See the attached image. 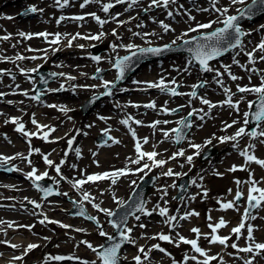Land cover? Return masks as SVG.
Returning <instances> with one entry per match:
<instances>
[{
  "label": "rangeland",
  "instance_id": "1",
  "mask_svg": "<svg viewBox=\"0 0 264 264\" xmlns=\"http://www.w3.org/2000/svg\"><path fill=\"white\" fill-rule=\"evenodd\" d=\"M16 1L18 2L16 3ZM23 2L24 3H22V0H4L0 2V15L3 14V11H7L8 13L6 16L12 17L11 19L8 18L10 21L0 20L1 36L9 35L10 31L14 35L15 31L16 33L24 32L25 34L37 33V28L28 27L26 22V20L33 18L36 20H41L42 18L46 19V22L42 23L41 29L45 28L48 33L55 34L56 27L54 26V20H58L61 16L70 20L69 18L80 15L81 11L83 10H88V12L92 13L95 12L96 15L101 17V19L108 20L109 22L105 24L104 28H101V26L90 16L91 29L84 33H79L80 36L78 38L81 40V45L85 46L84 54H86L87 57L75 59V61L70 60L66 64L67 67L65 66V68L61 70L55 65V63L65 55L62 50L58 51L52 57L54 64H46V66L51 71L65 73L66 76H72L75 78L85 74L87 75V79L78 78L76 80V84L67 85L64 83V79L66 77L60 76L57 78L56 82L52 84L54 89H59L60 85L63 84L64 89L62 91V98L55 99V101L53 100L51 103H55L57 106L60 104V106L68 108L69 111L65 113L60 111L59 107H56L46 110L42 117L46 119L60 120L57 124L58 133L52 135V137H58L62 135L60 138L64 139L54 144L44 145L46 140L40 138L42 136L41 135L32 142L34 143L33 149H39L40 152L32 153V158H30L32 162L31 165L26 160L17 158L10 161L9 165H15L20 169V171H12L11 173L0 171V221L3 222L0 223V232H8V235L10 236L6 237L4 234L0 235V241L6 242L0 243V259L2 260V264H7L8 260H6V257H10L12 255L16 257V255L24 254L30 242L39 240L42 241L41 245L39 248L31 250L27 253V255H25V261L23 264H35V259H37L40 255H44V262L46 259H49V257L57 255H67L68 257L80 258L79 260L70 259L65 262V264H81V261L83 260H96L95 254L90 249H88L86 245L80 244V241H88L95 247L102 244L106 237H101L99 235V231L94 222L85 218L72 217L69 214L72 204L69 202L68 198L71 197L80 202L83 201V193L88 192L90 194V198L94 197L92 203H99L102 208L115 209L118 205L113 199V194H115L117 200L122 199L126 201L142 177L146 175L159 176V180L157 182L158 189L162 191L166 188L169 192L165 196L163 191L160 192L161 194H158L157 191L155 193L151 191V194L148 197L149 205L147 206V210H152L157 204H159L161 207H167L169 209L170 216H177L179 226L177 225L174 230L168 231V225L164 223V218L159 216L158 212H153L150 216L138 213L137 215L141 216L140 221H136L133 217L130 221V224L128 225L129 227L137 225L133 228V232L131 234L132 238L136 241V246H128L125 250L128 252L130 251V253H135L136 255L139 254L142 256L143 254L138 252L139 245H144L143 241H151L152 244H156V241H161L159 239H151V237L158 233L169 234L174 238V241H176V233H179L186 238L195 239L196 235L191 232L192 228L200 229L201 237L203 239L202 241H204V244L207 245L208 241L204 238V234L211 233V229H209L208 224H215L220 218H223L227 222V225L218 229L215 235H219L221 237L231 236V238L237 239V237L232 234L231 230L241 223L244 207L243 205H236L235 208L224 210L221 208V204L232 201L234 194L238 190L244 193L245 196L248 195L250 187L248 183L250 172L252 173V178L259 182L256 186L264 188V167H261L255 162H248L246 164L245 158L239 154L240 150L247 148L250 144H254L256 147L249 149L250 154H254L258 159H264V143L260 142L261 140H264V137L253 139L244 136L238 138V148L233 147V144L237 142H233V144L230 141L227 143H221L219 150L221 151L222 149H225V151L218 155L216 159H212V161L210 160L206 163L201 162L200 157L203 151L215 147V145L219 142L218 139L213 137H223L225 135L231 136L239 127L244 126L247 128V126L243 124V114L248 110L247 101H253L256 98V95L251 93H238L237 85L258 86L261 83V76H264V60L259 59V57L264 55V53L257 52L255 54V63L251 64L248 62V57L244 54L246 51H251L257 44H259L261 40H264V29L260 28L261 25H264V12H262L263 15L257 21L250 24L246 22L241 26L245 32L251 33L250 35H246L242 42L244 51H241L239 48L234 49L225 58L210 64V66L219 69L223 73L221 79H223L224 85L230 88L232 93H235V95L238 94L237 96L234 95L235 98L233 101L240 100L242 97L244 98L243 102L239 105V112L230 108L227 104L218 106V104H221V102L226 100V95L224 94L222 88L213 82V77L215 75L214 72L201 73L199 71V67L195 64L191 66V75L183 72L178 73L175 71V68L182 69L185 66L187 60L190 58L189 54L177 53L168 56L166 59L155 61L159 66L163 65L160 68L162 71L159 76L154 75L147 82H150V80L158 82L161 77H163L165 81L168 82L175 78L178 81V84L181 85V93L185 96L186 100L176 98L174 99L162 92L159 88L148 87L147 84L144 83L138 84L139 88L141 86L146 88L144 92L140 91L135 94L133 93L130 95L131 98H127L124 101L121 99L124 95H119L118 93L114 92L111 99H106L103 104H100L96 109L94 108L95 110L91 113L89 119L85 118V124L83 126L80 108L81 104L86 97L94 94L95 92L101 91L103 88H83L78 86L93 85L94 83L100 84L101 81L99 79L92 78L94 75H96L97 68L102 70L105 69V72L101 76L104 80L114 81L117 76V70L113 68L112 63L115 62V57H119L120 55L128 53L127 50H122L121 48H117L115 51H113V49L108 47H102L99 48L101 52L98 56L101 58H106L108 63H104L101 60L97 62L92 59V57L95 56L93 54V47L100 46V41H102V38L111 40L116 38V36L112 35V31L115 27V30L118 28V35L124 36V44L134 43L142 47H147L149 45L146 43V41L150 40L151 46H162L164 44L171 43L172 40L176 39L177 36L186 31L189 23H191L193 26L195 25L194 21H187V15H176V10L179 5H183V9H180L182 13L185 9L190 10L191 15L195 16L196 21L199 22H208L209 19H215L217 14L213 12L198 11V9L201 7L210 8L209 0H200L198 2L177 0V3L170 4L168 9L156 7L158 9L154 10L155 7H153L148 12H144L143 9L148 7L151 0H140L138 5L134 6L128 11H125L127 4H116L109 10L108 13H104L101 10V4L96 3L95 0H93L94 3L86 5L84 9H81L80 7L81 3H83V0L69 1L68 5L64 6L63 8L57 5L55 0H32L30 2H28V0H24ZM102 2L114 3V0H102ZM250 2L251 0H246L244 5L238 4L231 6L229 14L233 15L237 13L236 9L243 8ZM228 4L229 0H220L219 6H228ZM30 6H35L37 9H43V11H37L35 17H28L24 20L18 18L19 14H21V12ZM168 11H173V17H168ZM117 14H120L118 16L120 21H127V23L118 25L115 21H113L111 18ZM133 17L135 19H132ZM153 19H155L157 22L163 21L164 23L169 24L171 28L174 29V31L165 33L160 24L153 22ZM141 23L144 25V27H137V25ZM110 24L113 25V27L111 30L108 29L106 31L105 29H107ZM67 25L62 26L71 29V24ZM221 25L222 24H214L213 29ZM62 29L64 28L62 27ZM129 29H131V31H129ZM211 30L212 29L204 31ZM100 32H103L104 34L107 33L109 35H104L99 40L82 38L89 35H96ZM133 32L157 33V35L144 37L142 39L140 36H133ZM190 35L194 36L196 33H190ZM24 38L26 41L27 38ZM53 38L54 36L50 35L47 40L39 36L30 39L31 41L29 42H32L35 49L37 50V56H35L37 59L33 60L28 58L16 60V68L6 67L5 61L1 64L5 71L3 74H0V92L4 93L3 90L13 92V89L7 88L2 90V87H6L8 85L11 87L19 83V81L24 80L22 83L24 86H22L20 89L28 91V96L35 94L34 87L37 83V78L33 76L34 72L28 71L27 74L19 75L16 71L20 70L21 68L30 70L43 66V64H38L43 60V54L52 49L53 45L49 44L48 40ZM185 39H187V37H185ZM6 41L7 43H4V45L13 47L16 55L23 53L21 44L24 42V40L20 35ZM178 43H180V41H178ZM237 53H239V55H237ZM233 57L240 61V65H244L245 68L248 69H255L256 71H247L240 65L234 64ZM110 58L112 59V63H109ZM9 62H12V60H9ZM157 64L155 66H158ZM221 65H231V73L237 77H240V79L235 81L231 80L228 74L224 72ZM17 66H19V68H17ZM145 67H148L146 68L147 70L140 73L143 69H145ZM145 67L135 72V74L131 76L130 79H128L127 85L124 87H129V82L136 78L135 75H138V73L143 74L151 69L150 65ZM11 76L13 78H11ZM29 77H31V80ZM249 77H251V80H249ZM202 80H207L208 84L202 89L198 97H191L189 94L192 92V85L198 84ZM168 86L175 87L176 85L169 84ZM65 88H69L70 91H65ZM72 90L76 92V95H71L73 94L71 92ZM46 91H49V89H46ZM55 92L57 93V91ZM14 96L16 97L17 95ZM14 96L10 94L0 97V111L3 112L2 115H0V124L9 120L11 116H20L23 114L21 109L16 108V105L18 104L12 105V103L16 101ZM23 96L24 95L22 94L17 97ZM148 96L153 98L151 102H155L156 108H139L136 110L137 105L141 104L142 100ZM200 98H206L217 106L209 111L208 106L200 102ZM9 101H11V103H9ZM30 102V100H25L19 104L23 106L25 104H29ZM147 103L148 101L146 104ZM185 103L187 106L183 108L181 112L176 114H167L161 111L162 107L174 109L179 105H184ZM117 105H120V107H117ZM193 108H204V112H208L209 114L205 116L204 120H200L197 115H193V127L189 136L183 145L177 146L174 141V133H171L170 130L177 128V121L184 117V114L188 113ZM38 112L39 109L31 108V111L25 116V118L22 119L25 127L27 126V131L31 132V129L33 128V124L31 122L33 114H37ZM138 112H141V115H137ZM201 114L204 115V113H199V115ZM99 117H105L106 119L102 120ZM129 117H131V119H129ZM124 119L131 121L139 120L145 124H150L158 120L161 122L169 121L167 124L160 123L155 128L148 126V130L142 129L139 134L143 137L148 136L147 133L149 132L151 137L160 135L163 138L165 147L163 150H161L162 154L159 156L160 159L167 160L168 156H171L178 150H184L185 156L177 157L172 169L174 172L188 173L190 176L192 175L189 195L187 197V200H191V197L195 196L194 201L193 199L191 200V207L187 209H179L178 201L173 199V197H175L176 187L173 188L171 185L174 182L177 185V182L181 176H173L169 178L164 176V180H162V172L158 170V167L153 166L150 169H145L143 172H136L135 169L139 166L128 162L129 157L133 159L136 157V152H133L127 143H125V146H123L120 144V142H114L118 141L120 136H123L120 134V131L126 133L129 138H131L127 127L121 123V120ZM234 120L239 121V123L234 124L227 130H224L225 123L231 124ZM87 125H92V127H87ZM72 126L74 127V132L77 130H83L79 144L75 147L80 149V153H84V157L82 158H78L74 150L72 151V156H70V152H68L67 141L68 139L74 137L75 133L72 131V134L68 136L69 138L65 139V137H63V135L69 132ZM15 128L16 125L0 129V138L2 134L8 137L9 135L7 133L11 134L12 132L16 135V139H11V141H13L12 143L6 141L5 143L0 144V154L4 156H13L19 152L25 153L27 150H29L28 148L30 145L28 148L26 147L27 143L29 144V139L27 142L24 141L16 133ZM260 128H264V121L260 123ZM105 130L110 131L113 135V138L108 145L100 147L95 142V138L99 133ZM259 130L260 129L258 128V131ZM163 131H169L170 138H165ZM85 133L87 134L85 135ZM208 139H212V143L206 147H202L200 149L199 155H194L197 150L190 147L189 142L204 146L205 141ZM15 141L16 144L21 143L22 146H16V148H14L13 143ZM31 141L32 140L30 139V142ZM126 145L128 146V149L126 148ZM59 149H62V152L60 155L55 156L56 160L54 164H60L61 160L64 161V163L61 165V174L66 179H60L57 176L55 167L46 165L43 160V155H51L53 151H59ZM104 150H106V152L103 156L102 152ZM15 151L16 153L14 154L13 152ZM190 155L194 156L191 165L186 162V157ZM146 161L147 158H145L141 163H146ZM73 165H75V167H73ZM126 165L133 171L129 172L125 176L119 177L115 184H112L111 178H108L98 180L96 182L85 183L79 190L72 186L75 180L86 179V175L102 174L105 172L110 173L116 169H124ZM181 165L184 166L181 167ZM233 166H237V170L229 171V169H231ZM240 166H244L246 170H240ZM33 167L37 169V174H42L45 171L48 172L49 176L46 178L53 179L57 183L61 191L60 196L48 199L46 203L42 204L44 199H42L39 191L33 186V182L31 180L28 181L27 179L21 178L23 175H25V173L31 171ZM254 170H257L255 174H253ZM216 173H219L220 175H217ZM225 174L226 176H224ZM200 177H204L205 179L201 181ZM61 180L63 181L61 182ZM193 180L196 181V184L192 183ZM237 180L241 181L239 185H237L235 182ZM132 181H135L136 183L133 185ZM197 185L201 187H197ZM230 189L231 192H229ZM204 190H207V196L204 195ZM65 192L68 193L67 196L63 195ZM28 200H33L37 203H40L41 208L36 209L34 206L29 207ZM187 200H185V202ZM165 201H167V203H165ZM92 203L83 201V205L86 206L90 214L96 216L101 224H103L104 230L113 235V228L107 223L108 217H106L104 213H101L93 208ZM185 205L186 204L183 203V206ZM192 211L199 213V215L190 216L191 220L187 222L179 220L181 213ZM57 212H61L62 215H65L64 221L66 225L71 226L70 228L61 227L57 223H39V221L43 219L44 216H47L49 220L56 221ZM252 215L256 216L257 218L255 220H248L246 222V228L247 224L253 225V237L255 241L264 242V203H262V205L255 212H253ZM209 216H211V220L208 219ZM141 223L147 225V227L140 228L138 225ZM9 224H11V227H9ZM20 225H34V227H32V229L29 231L25 227H20ZM246 228L242 230L239 236V239L243 241L240 247L243 245L247 246L250 243L246 239ZM75 229H84V231L78 232L75 231ZM17 237H21V240H19ZM45 237L49 239H44ZM15 239L16 241H20V244L17 245V248L11 247V245H16ZM51 240L58 242H50ZM7 243H9V246ZM77 245H79V247H77ZM166 246H168V249L173 252L174 258L167 259L160 253L159 255L167 259L171 264H173L174 260L182 264V253H179V251L171 244H167ZM124 251L121 255L123 264H135L134 259H127L126 253H124ZM214 251H218V249H214L213 252ZM229 253L237 252H235L233 249H230ZM241 253L242 255L239 258L228 255V258H226V262L224 263L244 264V260L252 258L253 255L251 253ZM262 256H264V254L256 256L254 259V264H264V258H262ZM224 263H221L220 259H218V262H214L213 264ZM51 264H58V261L51 260ZM189 264L197 263L190 262Z\"/></svg>",
  "mask_w": 264,
  "mask_h": 264
},
{
  "label": "snow or ice",
  "instance_id": "2",
  "mask_svg": "<svg viewBox=\"0 0 264 264\" xmlns=\"http://www.w3.org/2000/svg\"><path fill=\"white\" fill-rule=\"evenodd\" d=\"M56 4L59 5L61 8L64 6L68 5L69 0H55ZM93 2V0H83V3H81L80 7L84 8L87 4ZM96 3L101 4V10L104 13H108L111 8H113L116 4H127V8L125 11H128L132 9L134 6L138 5L140 0H114L113 2H107L103 3L102 0H95ZM246 0H229L228 6H219L220 0H209L210 8L209 7H201L198 9V11L202 12H213L216 15L215 19H209L208 22H199L196 21V17L191 15L190 10L185 9L183 13L180 11V9H183V5H179L177 10H176V15H187V21L188 22H195V25L193 26L191 23H189V26L186 31L182 32L179 36L176 37V39L172 40L171 43L169 44H164L162 46H151V41L148 40L146 43L149 45L147 47H142L140 45H136L134 43H128V44H113L112 49L115 51L117 48H124L128 52H130V55H126L123 57H117L115 59V62L113 64V67L117 69V76L115 78V81H108L104 80L102 77L98 75H94L92 78L93 79H99L101 82L98 85H81L78 87H83V88H103L105 91L101 93L100 95H107V96H112L113 95V89L116 87V83L124 78L125 71L130 67V63L132 60L133 56H136L137 54L140 55H162L166 51H172V50H184L189 53L190 58L187 60L185 66L181 68H175L174 70L183 73H187L191 75V66L196 64L199 65V71L201 73H209V72H214L215 75L213 77V82L218 84L224 94L226 95V100L221 102L220 106H223L224 104H227L230 108L234 109L235 111L239 112V105L240 103L243 102V97L240 100L233 101V96L235 93L231 92V89L226 87L224 85L223 79H221L223 73L216 68H213L210 66V61L216 59L217 57L223 55L225 52H228L233 49L239 48L241 51H244L243 49V44H242V37L246 35H250V32H245L241 25H240V20L247 17L248 19H251L252 16L256 12H264V0H251V4L247 5L244 8H238L236 9L237 14L231 15L229 14V10L231 6L235 5H244ZM177 0H151L150 4L148 5L147 8L143 9L144 12H148L150 9L153 7H162L165 9H168L170 4H176ZM37 11H43V9H37L35 6H30L25 9L21 15H28L31 13H36ZM89 16H91L100 26L101 28L103 27L104 24L108 23V20L101 19L100 16L96 15V13H88ZM120 14H117L116 16H113L111 19L115 21L118 25H122L124 23H127V21H120L118 19V16ZM168 17H173V11H168L167 12ZM11 19L12 17H8ZM66 19V17L61 16L58 20L57 23L59 24L61 21ZM70 19L77 20V21H82L85 19L84 16H74L71 17ZM132 19H135L134 17ZM153 22L159 23L160 26L162 27L163 31L165 33L169 31H174V29L171 28V26L167 23H164L163 21H155L153 19ZM214 24H222V27H216L213 29ZM137 27H144V25L138 24ZM261 29H264V25L260 26ZM212 29L211 31H204ZM131 31V29H129ZM190 33H196L195 36L190 35ZM20 36L26 37V38H31L33 35L43 37L45 40L48 39V37L54 36L53 39L48 40V43L51 45H59L61 42V34L55 33L51 34L48 32H40V33H34V34H25L24 32L19 33ZM105 34L103 32H100L99 34L96 35H89L82 37L84 39H92V40H99L101 39ZM112 35L117 36L119 39V36L116 32L115 29H113ZM133 36H140L142 39L144 37L148 36H155L157 33H138V32H133ZM80 34L77 33L75 36H72V39L68 41L67 46L71 47L72 46V40H75L77 37H79ZM187 37V39H185ZM10 37L8 35H5L3 37H0V39L3 40H8ZM180 41V43H178ZM80 47H83V45H80ZM31 50V49H30ZM59 48H54L52 49L53 52L58 51ZM257 52L264 53V40H261L259 44H257L251 51H246L244 54L248 57V62L255 63V54ZM239 55V53H237ZM46 56V53H45ZM23 59H28L26 57L17 55L16 60H23ZM30 59H37V57H31ZM93 60L99 62L102 58L99 56H94L92 57ZM260 60H264V55H261L259 57ZM109 63H112V59H109ZM233 63L240 65V61L237 60L235 57H233ZM242 68H245L244 65H240ZM223 68L224 72L228 74L231 80L235 81L237 79H240V77H237L236 75H233L230 71L231 65H221ZM39 68H33L30 70H25L23 68L20 69V72L22 74H27L28 71L31 72H38ZM247 71H256L255 69H248L245 68ZM102 69L97 68L96 72L100 73ZM52 77H57V76H64L68 80H75V77L72 76H66L65 73H51ZM31 80V77H29ZM42 83L47 84L48 81L44 79L43 77L41 78ZM249 80H251V77H249ZM136 84L144 83L147 84L148 87H153V88H159L162 92H167L172 96H177V95H183L182 93H179L175 87L169 88V84L172 85H178V81L173 78L170 81L166 82L163 77L158 82H141V81H134ZM208 84L207 80H202L198 84L192 85L193 91L189 94L191 97L195 98L197 96V92L195 91L197 88H204ZM17 87H19L17 85ZM77 87V86H74ZM64 89V85L61 84L59 89H49V91H60ZM121 91H124V89H121ZM237 92L238 93H251L255 94L257 97L256 101H247V106L248 109H252L253 106L255 105L256 110L255 112L250 113L249 111H245L243 116V124L245 126L249 125L250 120L249 116L251 114L252 119L257 123V127L260 129L259 131L253 130V131H246V127L242 126L239 127L236 132L231 135H225L223 137H213L215 139H218L220 143H226L229 141L237 142L238 138L248 136L253 139H257L259 137H264V128H260V122L264 121V76H261V83L258 86H240L237 85ZM24 96H28L29 93L28 91H24L22 93ZM5 95V93L0 92V97ZM33 100L39 101L40 99V93H37L36 95H33L30 97ZM99 99V95H95L90 99V103L95 102V100ZM200 102L204 105H207L209 108V111L216 107L217 105H214L211 101H209L206 98H200ZM11 103V101H9ZM22 103V102H21ZM167 103V102H165ZM48 107H59V110L62 112L67 113L69 111L68 108L63 107V106H57V105H47ZM117 107H120V105H117ZM137 107H139L137 105ZM146 108H151L155 109L156 104L155 102H149L148 104L144 105ZM180 107H184L183 105ZM161 111L167 114H175L176 112L179 111V108L177 109H168L167 107H162ZM199 113H204V115H199ZM209 113L204 112V109H195L193 108L191 111L188 112L187 117H182L179 121H177V124L180 127L173 128L170 130L171 133L175 134V142L180 143L182 139L185 138V129H191L193 127V123L190 119L193 115H197L200 120H204L205 116H207ZM100 119L104 120L106 119L105 117H99ZM131 119V117H129ZM6 122H11L12 124L16 125L15 131L18 133H21L24 137L29 138V145H30V138L32 136H39L40 133H43L40 138L47 140L49 133L52 131H55L54 128L49 127L48 125H41L37 122L35 119V114H33L32 117V124L36 126V132H29L25 128V124L20 121L19 118L12 117L10 118V121ZM122 124L127 125L128 124V119L121 120ZM135 124L139 125L142 122L139 120L134 121ZM160 123L167 124L169 121H154L150 127L155 128L157 125ZM239 123V121H232L231 124L225 123L224 130H227L228 128H231L234 124ZM202 126V125H201ZM87 127H92V125H87ZM44 129H48V131H44ZM80 130H77V133H79ZM107 130H105L106 132ZM129 131L131 132L133 138H136V133L135 131L129 127ZM170 132L169 131H163V135L165 138H170ZM87 133H85L86 135ZM111 139V138H110ZM75 137H72L68 139V148L71 150L75 151L76 156L79 158L80 157V149L75 148L72 149L73 143H74ZM115 143H119V141H114ZM148 139L147 137L143 138V143H147ZM261 143H264V140L260 141ZM212 143V139H208L205 141V145H199V144H193L189 142V146L196 149L197 151L194 153V155H199L200 154V149L202 147H206L207 145ZM234 148H238V142L233 144ZM254 144L248 145L247 148L240 150L239 154L245 158L246 164L248 162H255L256 164L260 165L261 167H264V159H258L255 155L250 154L249 149L254 148ZM39 153V149H33L31 145L29 146V156L33 153ZM135 152H136V157L133 159L131 157L128 158V162L137 165L135 169L136 172H143L145 169H150L151 167H163L168 161L164 159L157 160L156 157L159 155L156 151H143L142 150V144L139 139H136L135 143ZM67 154V153H66ZM49 155H43V160L46 165L52 167H55V171L57 173V176L60 179H66L63 177L61 174V165L64 163L63 160H61L60 164H54V162L49 159ZM29 156H24L21 153H17L13 156H4L0 154V169H3L5 171H20L18 167L15 165L9 166L10 161L15 160L17 158H21L23 160H26L30 165H31V160L29 159ZM185 152L184 150H178L177 152L173 153L169 159H176L177 157H184ZM145 158H147L148 161H151L152 164L149 163H141ZM193 155L187 156L186 157V162L191 165L193 162ZM95 162V161H94ZM184 165H181L183 167ZM75 167V165H73ZM237 170V166H233L229 171H235ZM240 170H246L244 166H240ZM133 171L132 169H129L126 165L124 169H116L112 172H105L102 174H93V175H88L86 179H80V180H75V182L72 184L74 188L79 190L85 183L88 182H96L98 180L102 179H108L111 178V183L115 184L117 182V179L121 176L127 175L129 172ZM217 175H220L219 173H216ZM163 176L166 177H180L182 175H187V173H178L174 172L173 169L168 168L167 171H164L162 173ZM49 174L47 171L43 172L42 174H37V169L35 167L32 168L31 171L25 173V178L31 180L36 188L44 193L45 196H48L52 193L51 188H43L40 186V184L36 183L39 181L44 180L46 177H48ZM249 191L247 195V206L244 209L243 217L241 220V223L232 228L231 232L234 234L237 238H239L241 232L243 229L246 228V222L248 220H255L257 217L252 215V210L260 207L262 203H264V188L257 187L256 185L259 183L258 181L254 180L252 178V173H249ZM201 179L203 177H200ZM58 182V181H57ZM237 185L241 183V181L237 180L235 181ZM136 182L132 181V184L134 185ZM193 184H196V181H192ZM177 185L175 182L171 185V187L175 188ZM199 187V185H197ZM163 194L166 196L167 195V189H163ZM231 192V189L229 190ZM64 196H67L68 193H63ZM204 195L207 196V190H204ZM242 197V192L237 191L234 200L228 201L225 203L221 204V208L224 210L227 209H232L236 207V202L239 201ZM27 199V198H25ZM113 199L116 201L118 207L121 209V212H118L113 209L109 208H102L99 203H92L93 198H90V194L88 192L83 193V201H88L89 203H92V207L95 208L97 211L104 213L106 217H108L107 223L114 229L118 231L120 242H115L116 237L109 234L104 230L103 224L98 220V218L94 215H86V211L83 207H80L79 212L77 213L80 216L85 217L87 220L92 221L95 223L99 235L101 237H106L108 241H113L111 245L106 246L105 244H100L99 246H93L90 242L88 241H80V244L86 245L88 249H90L96 256V260L93 261H87L83 260L81 261V264H97V261L99 264H120L121 260V254L120 250L122 247V243H131L133 245L136 244V241L132 238V232L133 228L136 227L137 225H133L132 227L128 226V218L129 216H133L136 221H140L141 216L137 215L136 213H142L146 216L152 215L153 212H158V215L164 218V223L167 224L171 230H174L177 227L178 224V218L175 215H169V209L167 207H161L159 204L156 205L155 208L152 210H147L145 208V202L143 200L133 203L131 206L126 208L127 202L125 200L119 199L117 200L115 197V194H113ZM130 200L134 199L133 196L129 197ZM173 199H176V197H173ZM191 199H195V196H192ZM83 201H80L79 203L82 205ZM29 204H32L34 208L39 209L41 208V204L37 203L36 201L33 200H28ZM73 203H76L75 201ZM102 203V202H101ZM167 203V201H165ZM193 215H199V213L192 211V212H185L183 215L179 216V220H186L189 216ZM113 217H116L117 219H112ZM209 220H211V216L208 217ZM45 222L48 223H57L60 224L61 227L64 228H70V225H65L61 224L58 221L54 220H49L47 216H44L43 219L39 221V223L44 224ZM0 223H3L0 221ZM227 225V222L223 219L220 218L219 221L215 224L209 223L208 227L211 229V233L209 234H204V238L208 241L209 244L212 243H219L220 245H223L225 247L229 246L228 241L231 240V236H224L221 237L219 235H215L218 229L225 227ZM140 228H146L147 225L141 223L138 225ZM9 227H11V224H9ZM20 227H25L29 231L34 227V225H20ZM75 231H84V229H75ZM247 237L246 239L250 241V243L246 247H239L237 243L233 242L230 244V247L233 249H236L237 252H244V253H251L252 258L244 260V264H254V259L258 255L264 254V242H256L254 237H253V231H254V226L251 224H247ZM191 232L196 235L195 239H188L184 237L183 235H180L179 233H176V246L179 247L180 243L190 245L192 250L195 253H199L200 256L205 257L202 261H198L197 264H209L210 260H215L217 257L215 256H208L207 252L200 246H198V240L201 236V232L199 228H192ZM44 239H49L45 237ZM151 239H159L161 241H167L169 243L174 242V238L169 235V234H164V233H158L155 236L151 237ZM0 243H6L4 241H0ZM39 245L37 244H29L27 246V249L24 253V255H27L28 252L31 250L37 248ZM11 247L15 248L17 245H11ZM79 247V245H77ZM152 249L159 250L160 252H165V249L161 248L159 244L152 245L151 248L146 251L144 246H140L138 248V252L140 254H143L144 259H148L149 252ZM170 255V254H168ZM231 255V253H229ZM126 258V257H125ZM264 258V256H262ZM14 259L17 260H22V256L14 257ZM49 259L56 260V261H62L65 259H77L79 260V257H64V256H52L49 257ZM135 264H142V259L141 255H136L133 257ZM193 260L196 261L197 257L196 256H187L185 255L184 260L185 262L187 260ZM173 264H176L174 261Z\"/></svg>",
  "mask_w": 264,
  "mask_h": 264
},
{
  "label": "bare ground",
  "instance_id": "3",
  "mask_svg": "<svg viewBox=\"0 0 264 264\" xmlns=\"http://www.w3.org/2000/svg\"><path fill=\"white\" fill-rule=\"evenodd\" d=\"M1 1H4V0H0V2ZM23 1L24 0H22V3H24ZM30 1H32V0H28V2H30ZM69 1H78V0H69ZM91 3H94V2H91ZM89 4H87V5H89ZM119 5H121V4H119ZM81 9H84V8H81ZM6 13H8V12L6 11ZM88 13H92V12H88V10L81 11L80 15H78V16H84L85 17V19L82 20V21H77V20H73V19H70V18H69L70 20H68L66 18V19H64L63 21H61L58 24L57 23V20H54V26L56 27L55 33L61 34V42H60L59 45H53L52 49L59 48L58 51H62L63 50V52H65V55L59 61H57L55 63V65L57 67H59L61 70L63 68H65V66L67 67L66 64L70 60H74L75 61V59H80V58H83V57H87V55L84 54L85 46L80 47V45H81L80 41L81 40L78 37L75 40H72V46L71 47H68L67 44H68V41L72 39V36H75L77 33H84L87 30L91 29V26H90L91 17L88 15ZM5 14L2 16V18H7V16H5ZM26 22L28 24V27H35V28H37V31H38L37 33L47 32L45 28L44 29H41L42 23L43 22H46V19H44V18H42L41 20H36L35 18H33V19L26 20ZM67 24H71V29H68V27L66 28L65 26H62V25H67ZM104 26H105V24L103 25L102 28H104ZM62 27L64 29H62ZM112 27H113V25L110 24L109 27L107 29H105V30L106 31L108 29L111 30ZM117 29H116V32H117ZM117 34H118V32H117ZM105 35L108 36L109 34L106 33ZM34 37H38V36L33 35L30 39H33ZM30 39L27 38V40L21 44L22 45V52L23 53L20 56H23V57H26V58H31V57L37 56V54H36L37 50L35 49L33 43L32 42H29V41H31ZM123 39H124V36L123 35H120L119 36V39L117 38V36H116V38H113L112 40L111 39L102 38L101 45L103 47H105V48L108 47V48L112 49V45L113 44H115V43L121 44V43H123ZM52 49L50 51L46 52V56H45V53L43 54L44 60L41 61V64H43V65H46V64L48 65L49 63L54 64V62L52 61V58L51 57L54 56L58 51L53 52ZM121 49L123 50L124 48H121ZM8 54H11V57L13 59L16 58V56H17L16 55V52H11L10 51L8 53L7 50H4L2 48L0 49V65L4 62V60H2V59L8 60L7 59V55ZM102 61L106 62L107 59L106 58H102ZM6 65L7 66H12V67H15L16 68V62L15 63H11V64H8L7 63ZM155 65H156V62L151 63L150 64L151 69H149L148 72H145L143 74H140V73H142V72H144V71L147 70L146 68H148V67H145V69H143L140 73H138V75H135L136 78L133 81H130L129 82V87L128 88H122V89H124V91H121L120 90V94L121 95H124L121 98V99H123V101L125 99H127V98H131L130 95L133 94V93L135 94V93H138L140 91H142V92L145 91V89H146L145 87H140V88L137 87L138 84L134 83V81L145 82V81H148L154 75H158L159 76V74L162 71L160 68L163 65H161V66H159V65L158 66H155ZM0 73H1V71H0ZM78 78L87 79V75L83 74V75H81L79 77H76L75 80H68V79L65 78L64 79V83L67 84V85H69V84L72 85L74 83H77L76 80ZM84 82H86V81H84ZM150 82H154V81L153 80H150ZM140 84H142V83H140ZM93 85H98V84L94 83ZM7 92L8 91H6L5 93H7ZM72 92H74V91L72 90ZM231 92H232V90H231ZM16 93H19V92H16V87H15L14 88V94L16 95ZM59 97H61V96H57V97H55V99H58ZM234 98L235 97L233 96V100H234ZM51 99H53L52 96H47L44 100H40V102L43 103V105H45ZM152 99L153 98L151 96H148L147 98H144V100H142V103L138 105L139 107H137L136 110H138L139 108H146V107H144V105H146V102L147 101H148V103L151 102ZM34 101H37V100H34ZM29 105L32 106V104H29ZM220 105L221 104H218V106H220ZM224 105H226V104H224ZM147 109H151V108H147ZM202 109H204V108H202ZM27 113L28 112H24V114H21L19 117H16V115L13 116V117L19 118L20 121L22 122V119L27 115ZM42 115H43V112H38L37 114H35V119L41 125H48L50 127L51 125H53L56 122L60 121V120H54V121H52L51 119H46V118L42 117ZM137 115H141V112H138ZM7 121H10V119L7 120ZM134 121H136V120L128 121V124L125 125V126L127 127L128 131H129V127H131L135 131L136 138L135 139L133 138V136H132V134H131L130 131H129V135L131 136V138H129V136L126 133L120 131V134L123 135V136H120V138L118 139V141L120 142V144L123 145V146H125V143H127L128 146H130V148L133 150V152H135L136 139H139L140 142H141V144H142V150L143 151H147V152L156 151L159 154V151L164 149V144L162 142L163 141V138L160 135H155L154 137H151L149 132L147 133L148 136H143L142 137L139 134V132L142 131V129L148 130L149 128H147V127L150 126V125H152V123H150V124L141 123V124L137 125V124L134 123ZM13 125L14 124H12L11 122H5L3 124H0V126L3 127V128L9 127V126H13ZM34 131L36 132V129ZM20 134L21 133H19V135ZM40 135H41V133H40ZM67 135L68 134H65V136H67ZM11 137H16V135L13 132L8 137L2 134L1 135V138H0V144L3 143V139L2 138H5V141H9V139ZM74 137H75V140H74L72 149H73L74 145L76 143H78V141L81 138V137H79V134H75ZM145 137H147V139H148V142L147 143H143V138H145ZM131 139H132V141H131ZM54 143H55V139H48L44 143V145L54 144ZM218 144H220V142H218ZM13 146H14V148H16V146L14 145V143H13ZM128 146L126 145V148L127 149H128ZM217 146H219V145H217ZM68 151L70 152V156H72V150L71 149H68ZM105 152H106V150H104L102 152L103 156H104ZM59 153H60L59 151H53L51 153L49 159H51L54 162L55 161V156L58 155ZM128 153H129V151H128ZM21 154H23L24 156H29V150H27L25 153H21ZM30 158H32V155L29 156V159ZM156 159H158V155H157ZM147 163L152 164V162L151 161H148V160H147ZM167 169L168 168H165V166L163 168H161L162 172L167 171ZM256 171L257 170H254L253 171V174H255ZM76 175H78V174H76ZM224 176H226V174ZM21 178L23 179L25 177L22 176ZM157 190H158V188L155 187L153 189V192H155ZM64 217H65V215H62L61 212H57L56 213V221L60 222L61 224H65ZM17 238L19 240H21V237H17ZM15 241H16V239H15ZM41 242L42 241H40V240L39 241H32V242H30V244H37V245L40 246L41 245ZM50 242L56 243L58 241H52L51 240ZM19 244H20V241H16V245H19ZM39 246L37 248H39ZM18 256H22L23 257L24 254L16 255V257H18ZM43 256L40 255L37 259H35L34 263L35 264H42V260L44 258ZM0 257H1V255H0ZM14 257H15L14 255H12L10 257H6V260H8L7 261V264H23V259L22 260H17V259H14ZM126 257L128 259L133 260V257H135V255H133V254H131V253H129L127 251L126 252ZM0 264H2V260L1 259H0Z\"/></svg>",
  "mask_w": 264,
  "mask_h": 264
},
{
  "label": "water",
  "instance_id": "4",
  "mask_svg": "<svg viewBox=\"0 0 264 264\" xmlns=\"http://www.w3.org/2000/svg\"><path fill=\"white\" fill-rule=\"evenodd\" d=\"M258 13H260V12H256L255 14H258ZM254 14V15H255ZM253 15V16H254ZM242 20V19H241ZM134 57V58H133ZM132 57V60L131 61H136V65H134L132 68H131V72H135L140 66H141V64L146 60V57H148V55L146 56V55H138V56H133ZM36 75H40L41 77H43L44 79H46L48 82H50L51 80H53L54 79V77H52L51 76V73H48V70L47 69H45V68H43V69H41L38 73H36ZM127 76V75H126ZM46 84H44V83H42V80L39 82V85H38V87H37V91L38 90H40L41 88H43L44 86H45ZM100 96V95H99ZM255 110H256V107H255V109L252 111V112H255ZM251 122L254 124V123H256L253 119H252V116H251ZM188 131H189V129H185L184 130V133H185V136H186V134L188 133ZM106 139L107 138H103L102 139V142H105L106 141ZM183 140V139H182ZM181 140V141H182ZM101 141V140H100ZM180 141V142H181ZM209 155H206L205 157H208ZM148 180H150V179H146V180H144L143 182H142V184L140 185V187L136 190V192H135V194L133 195V197H134V199H132V200H129L128 202H127V205H126V208L127 207H129V206H131L133 203H136V202H139V201H141V200H143L144 201V198H145V194H146V192H147V189H148ZM45 183V182H44ZM50 184V183H49ZM51 185V184H50ZM180 185L182 186V188H181V193L182 192H184V190H185V187L187 186V180H186V178L185 179H183L181 182H180ZM51 189L53 190L52 191V193H57V191L56 190H54V188H53V186L51 185ZM51 193V194H52ZM80 208H78L77 210H79ZM116 211H118V212H121V209L119 208V209H117ZM121 214H123L122 212H121ZM112 219H117L116 217H113ZM115 237H116V241L115 242H120V238H119V234H118V231L117 230H115ZM111 243H113V241H108V240H106L105 241V245L106 246H108V245H111ZM123 244V243H122Z\"/></svg>",
  "mask_w": 264,
  "mask_h": 264
}]
</instances>
